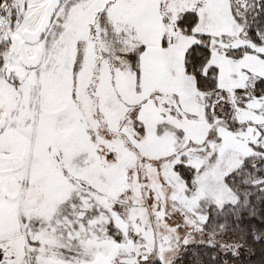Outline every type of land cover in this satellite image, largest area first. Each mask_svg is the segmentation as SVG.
Masks as SVG:
<instances>
[{
    "label": "snow or ice",
    "instance_id": "6c2138e0",
    "mask_svg": "<svg viewBox=\"0 0 264 264\" xmlns=\"http://www.w3.org/2000/svg\"><path fill=\"white\" fill-rule=\"evenodd\" d=\"M0 264H264V0H0Z\"/></svg>",
    "mask_w": 264,
    "mask_h": 264
}]
</instances>
